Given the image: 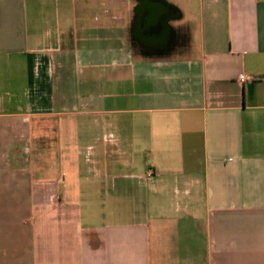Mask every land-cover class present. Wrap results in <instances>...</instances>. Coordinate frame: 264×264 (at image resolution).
<instances>
[{"label":"crops","instance_id":"0c3cea01","mask_svg":"<svg viewBox=\"0 0 264 264\" xmlns=\"http://www.w3.org/2000/svg\"><path fill=\"white\" fill-rule=\"evenodd\" d=\"M148 1L0 0V264H264V0Z\"/></svg>","mask_w":264,"mask_h":264},{"label":"water","instance_id":"95a60500","mask_svg":"<svg viewBox=\"0 0 264 264\" xmlns=\"http://www.w3.org/2000/svg\"><path fill=\"white\" fill-rule=\"evenodd\" d=\"M148 2H150V4L147 6L144 5L145 3H141L135 8L136 25L134 31L142 40H147L145 42L163 44L164 42H166L169 34L167 20L170 17H177L179 12L175 10V8L171 5H164L165 3L163 1L149 0ZM168 7H170L171 9L170 11H168L170 15L167 17H163V15L167 12ZM144 10H149V16L146 17V21H144V23H141L140 20ZM149 29H155V31L150 35H147V33L146 35H144L145 31L147 32Z\"/></svg>","mask_w":264,"mask_h":264},{"label":"built area","instance_id":"2783aa9c","mask_svg":"<svg viewBox=\"0 0 264 264\" xmlns=\"http://www.w3.org/2000/svg\"><path fill=\"white\" fill-rule=\"evenodd\" d=\"M245 79H246V76H242V77L240 78L241 81H243V80H245Z\"/></svg>","mask_w":264,"mask_h":264}]
</instances>
